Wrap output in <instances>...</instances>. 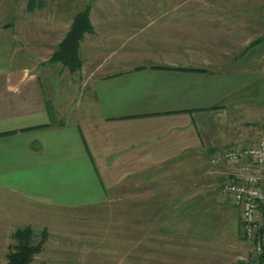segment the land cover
<instances>
[{
    "label": "crops",
    "instance_id": "1",
    "mask_svg": "<svg viewBox=\"0 0 264 264\" xmlns=\"http://www.w3.org/2000/svg\"><path fill=\"white\" fill-rule=\"evenodd\" d=\"M28 1L0 0V232L25 206L97 208L126 180L177 217L188 163L196 183L208 154L264 135V0H227L207 19L223 32L186 41L177 14L174 45L167 17L105 18L104 30L90 19L74 73L49 61L72 21L50 13L40 30V3ZM140 33L165 49L131 51Z\"/></svg>",
    "mask_w": 264,
    "mask_h": 264
},
{
    "label": "rangeland",
    "instance_id": "2",
    "mask_svg": "<svg viewBox=\"0 0 264 264\" xmlns=\"http://www.w3.org/2000/svg\"><path fill=\"white\" fill-rule=\"evenodd\" d=\"M37 1L40 3V30L47 29L43 24L53 13L59 11L67 23L72 21L76 12L90 5V19L102 30L106 26L105 18H133L139 24V19L143 20L145 16L156 20L160 16L167 17L169 45L176 40L175 30L180 31V27L174 24L177 14L183 18L181 27L185 41L191 40V34L205 37L214 31L222 33L223 26H215L216 30H213L207 19L213 11L221 12L222 16V6L227 0H34V4ZM243 1L250 3L254 0ZM23 2L26 5L29 1ZM34 11L37 15L35 8ZM164 11L168 12L166 16H163ZM23 12L24 16L32 15L31 10L23 9ZM156 23L164 24V20ZM143 35L130 42L131 51L143 49L146 42L149 49L153 46L150 50L154 52L165 49L164 43L155 38L145 40ZM216 37L220 40L221 35L218 33ZM126 47H120V51H127ZM207 162L203 164L196 183L191 182V178L199 170L194 165L190 167L191 163L185 167L183 189L185 197L189 198L185 200L189 202L184 200L183 205L177 202L183 209L178 211L177 217L164 216L156 208L160 202L144 199L149 196L143 185L134 186L127 180L97 208L61 210L25 206L22 209L24 218L18 219V226L26 223L23 221H31L36 241L42 230L46 232L42 250L34 256L31 264H245L253 257V243L240 230L238 211L220 192L226 181L240 176L241 173H233L238 164L229 161L212 164L209 159ZM166 187L168 189L171 185L155 186L158 190H166ZM13 204L18 203L13 199ZM151 207L156 210L153 216L150 215ZM145 209H148L147 213ZM14 229L11 226L0 232V264L6 263V254L15 243Z\"/></svg>",
    "mask_w": 264,
    "mask_h": 264
},
{
    "label": "built area",
    "instance_id": "3",
    "mask_svg": "<svg viewBox=\"0 0 264 264\" xmlns=\"http://www.w3.org/2000/svg\"><path fill=\"white\" fill-rule=\"evenodd\" d=\"M210 162L238 164L240 176L226 181L220 188L237 208L241 229L253 243V257L245 264H258L264 254V135L245 146L230 144L210 155Z\"/></svg>",
    "mask_w": 264,
    "mask_h": 264
},
{
    "label": "trees",
    "instance_id": "4",
    "mask_svg": "<svg viewBox=\"0 0 264 264\" xmlns=\"http://www.w3.org/2000/svg\"><path fill=\"white\" fill-rule=\"evenodd\" d=\"M89 10L90 5H85L82 10L76 12L68 31L49 58V61L61 63L72 73L81 68L79 46L83 35L93 33ZM41 234L40 239L36 241L34 230L30 225L16 228L12 233L15 243L6 254L5 264H31L34 256L42 250L46 237L45 230H42ZM257 261L258 264H264V254L259 255Z\"/></svg>",
    "mask_w": 264,
    "mask_h": 264
}]
</instances>
